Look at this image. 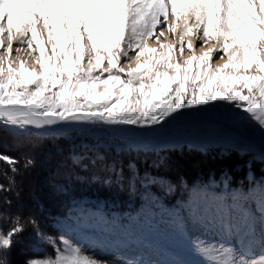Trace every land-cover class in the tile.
Segmentation results:
<instances>
[{"label": "snow or ice", "instance_id": "6c2138e0", "mask_svg": "<svg viewBox=\"0 0 264 264\" xmlns=\"http://www.w3.org/2000/svg\"><path fill=\"white\" fill-rule=\"evenodd\" d=\"M170 16L173 21L183 22L181 54L185 36L193 31L188 21L194 17L196 32H202L207 40H217L216 50L223 53L218 59L227 57L215 73L231 67L241 74L216 78L210 68L204 67L205 57L213 51L208 49L200 58L198 67H204V76L197 86L189 75L196 57L186 61L185 68L172 64L171 44L160 45L169 49V53L160 54V59L153 56L139 63L145 49L156 52L148 48V39L155 36L159 40L165 29L175 33L176 28L166 23ZM38 24L47 33L53 55L44 62L37 60L39 72L26 69L24 61L14 68L9 59L14 41L20 45L17 52L25 46L35 51ZM158 25L161 29L156 35ZM210 30H214V35ZM54 33L59 37L56 43ZM124 44L134 52L133 56L124 50ZM187 47L192 49L191 41ZM121 56L129 65L135 61L137 67L125 72L119 66ZM105 62L107 67L103 66ZM169 69L174 74L169 75ZM105 73L106 78L101 79ZM181 73L185 75L181 77ZM97 82L113 91L98 92ZM209 102L230 104L264 129V0H0V124L4 127H15L21 132L57 122L150 127L179 114V110L207 106ZM0 161L16 171L18 161L14 158L0 154ZM235 201L234 197L232 205L220 202L210 209L211 222L229 234L234 229L237 233L243 229L254 234L250 217ZM22 231L19 218L6 234L0 231V264H7L12 238ZM261 241L258 257L223 245L199 251L210 264H264V227ZM48 242L54 254L31 259L27 264H113L95 253L85 255L88 249L63 236L58 244L51 238Z\"/></svg>", "mask_w": 264, "mask_h": 264}, {"label": "rangeland", "instance_id": "374dc122", "mask_svg": "<svg viewBox=\"0 0 264 264\" xmlns=\"http://www.w3.org/2000/svg\"><path fill=\"white\" fill-rule=\"evenodd\" d=\"M166 23L176 28L175 33L165 29L164 36L159 40L155 36L148 39V48L156 49V52L153 53L145 49V55L141 57L139 63L143 64L146 60H151L153 56L160 59L161 53H169V49L161 48L160 45L171 44L173 45L170 60L172 64H179L181 68H185L188 67L186 61L196 56V59L191 62L189 75L195 78L197 86L204 76V67L210 68L216 78L223 77V74L228 76L241 74L235 72L231 67L227 68L226 72L221 71L216 74L215 70L220 66L215 65V61L219 60V56L223 54L217 50L214 51L211 61L205 57L207 63L204 67H198L201 64L202 55H198L197 52L217 40H207L205 45L201 41H197L203 35L196 33L194 17L188 21V27L193 29L191 34L196 36L194 41H191L193 47L189 50L187 47L189 40L184 38L182 54L180 52V37L181 30H185L182 27V20L173 21L170 16ZM160 29L161 26L158 25L156 35H159ZM37 31L39 35L33 44L35 51L25 46L17 52L16 48L20 45L18 41H14L13 51L9 58L14 68H19L20 62L24 61L26 69L29 71L36 69L39 72L40 63H37V60L44 62L53 55L52 44L47 42V33L42 24L37 25ZM210 31L214 35V30ZM177 38L175 46L173 42ZM58 40L59 37L54 33L53 43ZM122 47L128 51L129 56L134 55L133 51L128 50L126 44ZM41 52L44 53L43 56ZM59 52L58 48L57 54ZM87 59L85 57L83 62L85 67ZM53 60H55L54 56ZM224 61L227 62L226 55ZM65 62L61 61V63ZM103 66L107 67V63L105 62ZM119 66L124 67L127 72L129 67L135 68L137 64L133 61L129 65L121 56ZM168 71L169 75L174 74L172 69ZM197 73L200 75L197 76ZM121 75L122 78H126L124 74ZM180 75L182 77L185 74L181 73ZM106 76L105 73L101 79ZM97 84L98 92L113 91L110 86L105 89L99 82ZM81 103H83V99H81ZM77 111L83 112L86 109ZM59 124L60 122H57L53 126L40 129L28 127L22 132L15 127H4L2 124L0 127L15 133L11 136L22 140L33 137L31 135L33 131L39 138L42 135L50 136L49 132H52L53 128H57ZM67 125L72 127L71 132L65 130L60 132L59 130L57 134L54 133L56 137L61 135L62 138H55L56 142L59 141L53 144H59L61 148H65L71 142V144H75V148H69L65 153L59 154L61 159L56 162L58 165L71 156L84 159L91 155L100 156L103 152H110L111 149L122 152L131 150L132 155H139L136 152L142 154L146 152L147 154L144 155L149 156V153L152 152L153 155L149 157L157 160L155 165L159 161L158 159L166 156L168 148L171 147L178 148L183 145L187 148H203L204 151L207 150L205 147L207 145L209 147L220 145L233 149L238 148L235 149L238 151L236 155L243 161V166L246 168L245 178L251 180V183H247L246 188L243 187L241 179L237 183H232L228 171L219 167L217 174L210 173L206 180L193 183L188 190L177 189L176 191H181V193L175 197L168 193L160 197L151 190H147L144 199L134 209L108 211L85 202H72L61 213L49 214L41 224L33 221L25 225L23 231L16 236L17 243L12 240L6 257L7 264H27L31 259H44L47 255L54 254V249L50 246L48 238L58 244L61 236L83 245L88 249L85 255L95 253L96 257L110 260L113 264H129V262L131 264H192L191 260H182L174 248L167 246L168 241L178 242L181 238H185L194 247L211 249L220 248L223 245L239 252L248 253L250 251L253 257H258L262 250L260 247L262 243L261 228L264 227L262 225V219H264V174L254 177L251 168L256 165L264 171V129H261L247 113L227 103L209 102L207 106L194 105L191 109L179 110V114L165 118V121L150 127L73 123L64 124L63 128ZM92 131L95 133L91 134ZM19 145L22 146L21 143ZM13 146L17 147V145ZM61 148L57 147V150L61 151ZM209 150L218 154L220 152L219 149ZM51 155L55 157L54 154ZM52 156L47 157V154L42 153L37 157V160L40 159L38 160L40 165L51 167L52 163L47 162L46 158H53ZM211 156L213 157V154ZM130 164L133 166V161H130ZM79 167H84V165H79ZM3 169L8 173H13L10 166L3 167L1 164L0 170ZM56 172L52 173V176L60 173V171ZM146 173L148 172L146 171ZM36 174L39 175V173ZM22 179L27 181V174H23ZM39 185V189H47V180H43ZM184 195L187 196L184 197ZM205 195L207 199L204 198ZM35 196L36 200L41 197L39 194H35ZM234 197L239 209L250 217L254 234L243 229L239 233L234 229L229 234L218 223L211 222L209 210L214 209L220 202L232 205ZM34 204L37 206L36 201ZM10 226L11 223L3 225L2 219H0V231L6 234L10 230ZM197 260H199V264H202V257L197 256Z\"/></svg>", "mask_w": 264, "mask_h": 264}, {"label": "trees", "instance_id": "16d2710c", "mask_svg": "<svg viewBox=\"0 0 264 264\" xmlns=\"http://www.w3.org/2000/svg\"><path fill=\"white\" fill-rule=\"evenodd\" d=\"M63 126L64 124L60 123L57 128H53L52 132H49L50 136L42 135L39 138L33 131V137L28 135L31 137L22 140L11 136L15 133L0 127V154L18 161L15 172L0 170V184L3 185V190H0V219L3 225L11 223L10 229L15 226L17 218L23 228L33 221L41 224L49 214H59L66 206L77 201L98 206L102 210L124 211L134 209L141 203L147 190L160 197L165 193L175 197L181 193L177 192V189L188 190L193 183L206 180L210 173L217 174L219 167L228 171L233 179H230L232 183L241 179L244 188L247 183H251V180L245 178L246 168L243 161L236 155L238 151L235 149L238 148L220 145H207V150L204 151L203 148H187L183 145L178 148L171 147L168 148L166 156L158 159L155 165L157 160L149 157L153 155L152 152L149 156L144 155L146 152H136L139 155H132L131 150L122 152L113 149L108 153L103 152L100 156L91 155L84 159L71 156L58 165L56 162L61 159L59 154L65 153L69 148H75V144L71 142L65 148H61L59 144L55 145L59 141L56 142L55 138L62 137H56L54 133L57 134L59 130L71 132L70 125L65 128ZM57 147L61 148V151H58ZM209 149H219L220 152L218 154ZM42 153L47 154V157L55 155L53 158H46L47 162L52 163L51 167L40 165V159L37 160V157ZM130 161H133V166ZM1 164L3 167L9 166L0 161ZM251 169L254 177L264 174L256 165ZM56 171L60 173L52 176ZM181 171L183 173H180ZM23 174H27V181L22 179ZM43 180H47L48 187L45 190L38 187ZM35 194L41 196L37 199L38 202ZM17 235L12 238L16 243ZM167 243L168 247L174 248L182 258L190 259L193 264H199L197 256L202 257V262L210 263L200 254L199 249L203 247H194L184 238L178 242Z\"/></svg>", "mask_w": 264, "mask_h": 264}, {"label": "bare ground", "instance_id": "6f19581e", "mask_svg": "<svg viewBox=\"0 0 264 264\" xmlns=\"http://www.w3.org/2000/svg\"><path fill=\"white\" fill-rule=\"evenodd\" d=\"M184 31H185V30H181V35L184 34ZM196 33H197V32H196ZM200 33L202 34V32H200ZM195 37H196L195 35L190 34V35L185 36V39H186V40H189V41H194ZM177 40H178V38H177L176 40H174V42H173V44H174L175 46L177 45ZM197 41H201L203 45H205V44L207 43V39H206L205 37H201V38H199ZM216 47H217V42L215 41L212 45L206 46V47H204V49H202L201 51H198L197 54L203 56V55L205 54V52L208 51V49H213V51H211V52L209 53V55L207 56L208 61H211V58L214 56V51L216 50ZM195 57H196V56H195ZM184 60H185V58H184ZM224 63H226L224 60H216V61H215V65L220 66V67H222V65H223ZM226 70H227V68H226V69H223L222 71H223V72H226ZM226 76H228V75L223 74V77H226Z\"/></svg>", "mask_w": 264, "mask_h": 264}, {"label": "water", "instance_id": "95a60500", "mask_svg": "<svg viewBox=\"0 0 264 264\" xmlns=\"http://www.w3.org/2000/svg\"><path fill=\"white\" fill-rule=\"evenodd\" d=\"M95 133V131H92L91 134Z\"/></svg>", "mask_w": 264, "mask_h": 264}]
</instances>
